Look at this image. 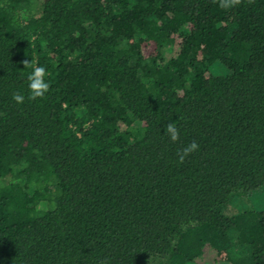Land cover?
Instances as JSON below:
<instances>
[{
    "label": "trees",
    "instance_id": "trees-1",
    "mask_svg": "<svg viewBox=\"0 0 264 264\" xmlns=\"http://www.w3.org/2000/svg\"><path fill=\"white\" fill-rule=\"evenodd\" d=\"M262 186L264 0H0V264H264Z\"/></svg>",
    "mask_w": 264,
    "mask_h": 264
},
{
    "label": "clouds",
    "instance_id": "clouds-1",
    "mask_svg": "<svg viewBox=\"0 0 264 264\" xmlns=\"http://www.w3.org/2000/svg\"><path fill=\"white\" fill-rule=\"evenodd\" d=\"M46 69L43 66H35L33 65V70L28 77L29 83L28 88L30 90V98H42L49 89V83L45 80ZM12 99L17 103H23L25 97L22 94L14 93ZM167 133L170 136V139L175 142L179 139V130L175 126L174 123L168 124L166 128ZM199 145L195 141H193L190 145H188L183 152V155L180 157L181 161L187 156L190 152H194L198 150Z\"/></svg>",
    "mask_w": 264,
    "mask_h": 264
},
{
    "label": "rangeland",
    "instance_id": "rangeland-1",
    "mask_svg": "<svg viewBox=\"0 0 264 264\" xmlns=\"http://www.w3.org/2000/svg\"><path fill=\"white\" fill-rule=\"evenodd\" d=\"M215 73L225 74L227 69L224 66H216ZM247 209L264 210V186L248 192H239L232 195L223 211L227 215L235 214Z\"/></svg>",
    "mask_w": 264,
    "mask_h": 264
}]
</instances>
